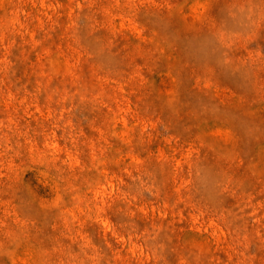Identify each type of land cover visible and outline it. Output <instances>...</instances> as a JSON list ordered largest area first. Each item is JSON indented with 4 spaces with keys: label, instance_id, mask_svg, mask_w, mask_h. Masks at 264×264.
Masks as SVG:
<instances>
[{
    "label": "rangeland",
    "instance_id": "374dc122",
    "mask_svg": "<svg viewBox=\"0 0 264 264\" xmlns=\"http://www.w3.org/2000/svg\"><path fill=\"white\" fill-rule=\"evenodd\" d=\"M0 264H264V0H0Z\"/></svg>",
    "mask_w": 264,
    "mask_h": 264
}]
</instances>
